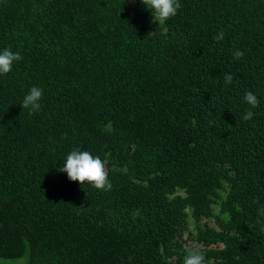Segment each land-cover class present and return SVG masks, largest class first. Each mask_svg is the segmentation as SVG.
<instances>
[{"label": "trees", "instance_id": "1", "mask_svg": "<svg viewBox=\"0 0 264 264\" xmlns=\"http://www.w3.org/2000/svg\"><path fill=\"white\" fill-rule=\"evenodd\" d=\"M179 2L157 23L141 0H0V51L22 56L0 75L1 259L183 264L195 244L264 264V0ZM74 148L111 191L60 171Z\"/></svg>", "mask_w": 264, "mask_h": 264}, {"label": "clouds", "instance_id": "2", "mask_svg": "<svg viewBox=\"0 0 264 264\" xmlns=\"http://www.w3.org/2000/svg\"><path fill=\"white\" fill-rule=\"evenodd\" d=\"M143 5L149 10L157 23H164L170 18L177 15L181 8L179 0H141ZM225 33L220 31L214 37L219 42L224 39ZM244 53L237 49L233 52L235 59L242 58ZM22 59L19 52H13L10 48L0 51V75H6L13 70V64ZM226 84H232L233 76L231 74L224 75ZM43 89L33 86L24 96L21 108L29 109V114L38 112L42 105ZM247 104L252 108L259 106V99L252 92L248 91L244 97ZM255 115L251 110L247 111L243 116L245 121L250 120ZM65 138L67 133H64ZM61 172L67 173L70 181L79 182L80 185L88 183L100 191H111L112 184L108 179V171L106 163L99 157L93 156L89 151H82L74 148L66 157V162L60 169ZM258 202V201H257ZM260 214L264 215V206L260 209ZM183 264H209L206 260L204 252L198 245L192 244L184 249Z\"/></svg>", "mask_w": 264, "mask_h": 264}, {"label": "rangeland", "instance_id": "3", "mask_svg": "<svg viewBox=\"0 0 264 264\" xmlns=\"http://www.w3.org/2000/svg\"><path fill=\"white\" fill-rule=\"evenodd\" d=\"M216 213H219V208L215 209ZM206 222V221H205ZM210 225L215 226L214 221H207ZM201 225H204L202 223ZM193 224H191V229L193 228ZM187 236H185L186 238ZM26 260L25 259H20V260H5L0 258V264H25Z\"/></svg>", "mask_w": 264, "mask_h": 264}]
</instances>
